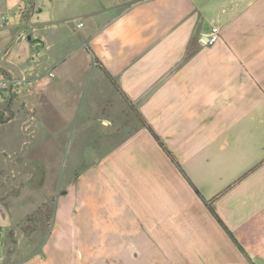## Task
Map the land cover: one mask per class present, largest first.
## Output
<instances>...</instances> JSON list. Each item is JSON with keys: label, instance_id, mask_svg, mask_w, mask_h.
<instances>
[{"label": "crops", "instance_id": "obj_1", "mask_svg": "<svg viewBox=\"0 0 264 264\" xmlns=\"http://www.w3.org/2000/svg\"><path fill=\"white\" fill-rule=\"evenodd\" d=\"M0 70V264H264V0H0Z\"/></svg>", "mask_w": 264, "mask_h": 264}, {"label": "rangeland", "instance_id": "obj_2", "mask_svg": "<svg viewBox=\"0 0 264 264\" xmlns=\"http://www.w3.org/2000/svg\"><path fill=\"white\" fill-rule=\"evenodd\" d=\"M1 115L2 113H0V118ZM17 125L18 124L15 122L8 124L6 121L4 125H0V194L9 195L11 193L10 189L13 188V185H9V183L12 184L14 181V173L13 170H11L16 158V155L14 156V149L22 146V143H20L21 140H28L29 144H31L32 140V137L27 136L25 133H19L18 138H16V134L13 135L11 132L15 131V129L18 128ZM30 146L31 145L26 148L23 147L24 150L22 153L25 154ZM73 155L74 152L68 153L67 150V152L65 153V160L68 161L72 158ZM3 182L5 183V185L3 184ZM45 192H48L50 194L51 190L48 188ZM55 198L52 199L50 197L47 206L43 208V224L47 225L46 222H49V226H47L48 236H50L54 228V222H52V220L55 218V212L57 207V200H55ZM4 250V247L2 246V244H0V256L4 255ZM27 253H30V250H27Z\"/></svg>", "mask_w": 264, "mask_h": 264}, {"label": "built area", "instance_id": "obj_3", "mask_svg": "<svg viewBox=\"0 0 264 264\" xmlns=\"http://www.w3.org/2000/svg\"><path fill=\"white\" fill-rule=\"evenodd\" d=\"M221 38V30L219 27H213L209 36L207 44L215 45ZM50 76H54L53 73ZM15 83L5 73L0 70V103L4 98L6 92H14Z\"/></svg>", "mask_w": 264, "mask_h": 264}]
</instances>
